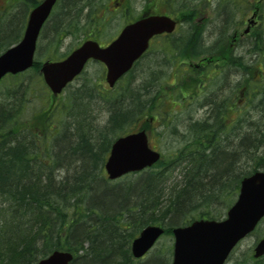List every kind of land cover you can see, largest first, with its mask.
Here are the masks:
<instances>
[{
  "label": "rangeland",
  "instance_id": "rangeland-1",
  "mask_svg": "<svg viewBox=\"0 0 264 264\" xmlns=\"http://www.w3.org/2000/svg\"><path fill=\"white\" fill-rule=\"evenodd\" d=\"M8 1L0 0V46L2 50L21 40V36L19 39L17 37L19 31L25 28V24L18 16L25 17L26 15L27 18L31 11L25 1ZM74 1L59 0V10H56L41 34L35 56L36 63L43 64L47 60L55 58L56 53L57 58L66 57L86 39H92L91 29L88 25L97 23L99 13L107 14L104 22L100 25L99 41L102 43L110 42L129 20L127 17L138 15L143 6L146 5L145 0H131L132 10L128 12L131 14L126 13L124 15V12L116 14V12L111 11L114 9L111 6L115 3L114 0ZM236 2L237 0H210L209 3H206V0H175L173 6L176 7V16L182 18V23L179 25L175 36V41H181L182 45L177 56L171 52H164L166 47L162 41L156 42L151 50L153 52L147 57L148 60L145 61V64L136 67L134 76L122 79L114 90L108 89L102 67L93 63L87 67L74 87L69 89V93L62 94L57 98L54 105L55 110L52 106L49 107L53 105L51 92L43 84V76L37 66L34 65L31 70L20 76L6 78L0 84V135L4 137L2 143L13 139L6 132L8 130L14 131L18 135L15 141L24 142V149L30 152L29 159L33 163L31 166L37 165L39 168H44L41 173H37L38 175L47 176L51 172L54 178H58L62 184H68L71 187L73 186V177L79 176L77 174L79 164L72 162L74 158H70V156L63 158L59 151L67 150L68 153L64 152L65 155L72 154L69 151V144H66L67 141H70L73 147L85 151L87 148H82L81 145L89 144L91 141L93 148L100 155V159L96 163L97 171L93 175L106 181L108 177L104 166L116 135L136 132L142 127L149 132V141L152 147L162 153L163 159L165 156L172 157L188 143L192 134L191 129L195 123L201 122L203 124L211 119L215 113L220 111L225 98L229 103L236 98H241L243 103L239 112H226L228 121L233 122L231 125L233 130L227 135H222L224 140L230 138L228 142L222 144H229L230 148L227 149L234 150L237 146L238 137L246 134L252 140L246 145L248 150L249 148L252 150L250 151L251 155L255 159L264 158V100L252 97L253 101L244 102L249 96L248 87L254 83L262 82L260 72H263L264 76V66L258 68L259 70L253 69L251 75L245 70L246 66H255L257 62L260 65L259 63L264 60V3L260 7L258 23L255 24L251 35H246L242 42L233 49L231 48L233 34L244 32L248 26L246 20L253 15L252 12L254 11V9L249 10L247 0H244L243 6ZM226 9L230 12L228 25L225 21ZM196 12L208 16L207 19L203 20L200 29L194 21V13ZM70 16L73 27L81 28L82 31L70 33L57 46L55 31H63L64 24ZM14 22H16V32L10 33V25ZM6 30L8 31L6 32ZM61 34L59 38L62 36ZM93 35L96 33L94 32ZM15 37L16 39L13 40ZM6 40L9 42L6 43ZM223 47L226 49L223 57H221L220 51L222 49L220 48ZM214 55H219L223 61L218 65L212 64L201 69V71L203 70L202 75H204L201 77V84L197 78L199 74H195L192 70H188L190 74L184 71L190 62L200 64L203 58ZM237 59L239 65L235 62ZM182 61L186 66L183 63L181 64L183 67L180 66ZM215 68L218 72L213 73ZM205 75L208 77L206 78ZM180 83L187 87V89L182 88L188 90V93H195L193 99L189 100L188 97L187 100H184L178 111L179 108H176L172 103L174 100L180 99L176 90L181 86ZM172 89L175 90L174 93H172ZM243 89L245 90L242 94L239 91ZM201 104L206 106H201ZM3 109H5L6 114ZM166 111L167 115H165ZM5 115H8V120L12 117L14 122L10 124L11 120L7 121L8 124H4L3 128V119L1 118ZM45 116H49L50 125L54 126L53 130L46 131L45 127L41 125L42 117ZM130 116L132 118H128ZM124 117L127 119L123 120ZM116 118L117 120H115ZM117 123L122 124V132L118 131ZM33 124L35 128L31 126ZM37 128H41L38 136L35 133L38 131ZM2 143L0 144V157H3V152L6 151L5 144ZM44 163L49 168L44 167ZM244 164L243 171L245 172L249 170L247 167L250 164H247V160L244 161ZM183 170L177 166L160 190L167 187L172 189L173 186L179 184L184 179ZM209 173L207 176L212 175ZM138 178L135 175L121 181L108 180L107 183L109 186L112 185L110 187L128 183L137 187L139 185ZM43 184H46L45 181ZM235 185L233 190L235 195L231 194L224 201L214 202L210 205L212 211H223V216L226 215L228 210H225V207H228L226 201L232 200L233 203L239 195L237 192L240 182ZM92 196L87 193V199L92 198ZM0 207H3V197H0ZM202 209L200 208L193 217L183 221L182 226L201 219L198 217V213ZM148 217H150L149 212L145 215V220ZM128 234V232L123 233L119 230L116 232L119 244L116 245L117 248L114 252L117 253L113 256L111 253H108V256L105 254L108 260L101 264H172L175 244L172 230L167 231L153 249L140 260L135 259L131 254L130 248L133 240L130 241L128 251L125 247L124 249L121 248V245L125 244ZM262 238H264V221L253 234L247 236L235 248L228 264H254V247ZM104 246H108V244L106 243ZM85 247L88 248L89 245L85 244ZM81 254H85V252L82 251Z\"/></svg>",
  "mask_w": 264,
  "mask_h": 264
},
{
  "label": "trees",
  "instance_id": "trees-1",
  "mask_svg": "<svg viewBox=\"0 0 264 264\" xmlns=\"http://www.w3.org/2000/svg\"><path fill=\"white\" fill-rule=\"evenodd\" d=\"M15 23L10 25V33L15 32ZM261 95L264 100V83L258 82L255 84L253 97L257 99ZM248 99L253 101L252 97ZM1 119L4 128L9 120L4 116ZM126 119L124 117L123 120ZM12 122L14 120L10 124ZM49 124V116L42 117L41 125L50 129L52 126ZM224 124L220 119V126H216L217 128L198 123L193 126L192 133L196 138L185 149L192 159L191 165L186 169L188 174L183 182L172 189L167 187L164 190L160 189L165 185L173 163L180 158L177 155L163 159L158 168L150 170L139 180L137 187L126 184L115 188L110 187L104 179L93 175L100 159L95 148L84 143L81 145L82 148H87L84 151L73 147L67 141L69 151L72 152L69 156L74 158L72 162L79 164V176L73 177L71 187L62 182L57 186L51 174H37V165L32 167L30 152L24 149L25 143L16 142L18 135L8 130L6 133L13 139L2 143L5 144L6 151L0 157V197H3V207H0V264H33L54 251L74 253L76 264H101L108 260L105 254L108 256L111 253L113 256L117 253L114 251L119 244L116 235L118 230L129 233L126 235L125 244L121 245L122 249L125 247L128 251L130 241L148 225H164L170 231L187 218L193 217L200 208L203 209L198 217L219 218L220 212L212 211L210 205L227 199L242 176L264 169V158L255 159L250 153L252 150H248L246 145L252 140L246 134L238 137L234 150L227 149L230 148L229 144H222L224 141L221 137L228 128ZM31 126L35 128L34 124ZM117 129L122 132V124L117 123ZM207 131L217 133L218 146L217 143L213 146L208 144L206 148L213 150L209 159L205 154L207 150L203 149L198 161L194 153L201 149L197 147L199 142L205 137L204 141L207 142L213 138L207 135ZM64 152L68 153L67 150ZM246 160L250 166L247 165L249 170L244 172ZM209 172L212 175L207 176ZM95 180L113 190L97 200L93 192V199H87L88 189L94 191L92 182ZM44 181L46 184H43ZM81 184L83 187L86 185L85 191L83 188V191L79 190ZM147 212L150 217L145 220ZM98 229L100 231L97 232ZM106 243L108 246H104ZM85 244L89 247L86 248ZM82 251L85 254H81ZM89 254H95V257L89 259L84 256ZM254 262L262 263L258 260Z\"/></svg>",
  "mask_w": 264,
  "mask_h": 264
},
{
  "label": "water",
  "instance_id": "water-1",
  "mask_svg": "<svg viewBox=\"0 0 264 264\" xmlns=\"http://www.w3.org/2000/svg\"><path fill=\"white\" fill-rule=\"evenodd\" d=\"M56 0L45 2L31 14L23 41L0 57V80L7 73H18L33 65L36 41L41 27ZM174 23L168 17L154 16L129 27L124 35L134 32L135 43L120 39L107 49H101L96 43H86L67 60L59 63H47L42 69L46 82L55 93H59L66 84L81 72L89 58L104 61L109 68L108 80L111 84L127 70L143 53L148 39L155 33L173 31ZM160 155L151 151L145 133L132 135L119 140L113 147L107 163L111 179L153 165ZM240 198L224 222L200 221L186 229H176L174 264H225L232 248L252 232L264 217V172H258L242 181ZM164 233L156 227L144 230L133 244L136 257L143 256ZM256 257L264 255V240L256 247ZM73 256L69 253L55 252L37 264H69Z\"/></svg>",
  "mask_w": 264,
  "mask_h": 264
},
{
  "label": "flooded vegetation",
  "instance_id": "flooded-vegetation-1",
  "mask_svg": "<svg viewBox=\"0 0 264 264\" xmlns=\"http://www.w3.org/2000/svg\"><path fill=\"white\" fill-rule=\"evenodd\" d=\"M154 2V0H150V2ZM175 3V0H156V3L154 4V6L152 5V7L148 8L145 12L146 14H154L156 13L155 10L158 9L159 13L160 14H163V15H168L169 17L173 18L176 22H178L179 20L182 21V18L176 16V7L173 6V4ZM161 10V11H160ZM174 14V15H173ZM179 25V23H178ZM177 25V27H178ZM199 27V26H198ZM201 28V26L199 27V29ZM64 29L66 30V33L70 34L71 33V26L67 25L64 27ZM179 29V28H178ZM178 29L176 30V32H174L173 34H164V35H161V36H156L152 41H151V49L149 50V55L153 52L151 51L153 46L156 44V42H161L162 40L168 44L164 50V52H172V51H178L179 48H181V45L178 44L179 42L181 41H175V36L177 35V31ZM171 40H173V42L176 44V45H173L171 47ZM193 46H196V45H193ZM192 46V47H193ZM191 67H194V70L196 71H200V67H198L197 65H192L190 64ZM202 73V72H201Z\"/></svg>",
  "mask_w": 264,
  "mask_h": 264
},
{
  "label": "bare ground",
  "instance_id": "bare-ground-1",
  "mask_svg": "<svg viewBox=\"0 0 264 264\" xmlns=\"http://www.w3.org/2000/svg\"><path fill=\"white\" fill-rule=\"evenodd\" d=\"M3 111H4L5 114H6L5 109H3ZM70 143H71V142H70ZM89 145H90V147H93V144L91 143V141L89 142ZM63 153H64L63 151H59L60 156L63 155V158H66V157L69 156V154H71V153L66 154V155H67V156H66L65 153H64V154H63ZM221 154H222V153H221ZM53 182H54L55 184H57V186H59V184H61V181H60L59 179H56V178L53 179ZM92 184H94V185H93L94 191H93V189H88V191H89L88 193L91 194V195H93V192H94V194H95V199H96V200H97V199H100V198H103V196H104L105 194L108 193L107 190H109V191H112V190H113V189L108 188V187L104 186L103 184L97 182V180H95L94 183L92 182ZM85 187H86V185H84V187H83L82 184H81V187L79 188V190H82V188H83V190L85 191ZM125 189H126V188H122V190H125ZM83 190H82V191H83ZM92 199H93V196H92ZM94 204H96V203L94 202ZM99 229H100V228H99ZM99 229L97 230V232L100 231ZM87 257H88L89 259H91V258L95 257V254H94V256L91 255V254H89V255H87Z\"/></svg>",
  "mask_w": 264,
  "mask_h": 264
}]
</instances>
